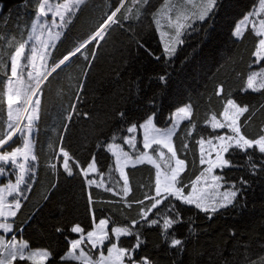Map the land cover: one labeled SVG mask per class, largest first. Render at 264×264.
Returning <instances> with one entry per match:
<instances>
[{"label":"trees","instance_id":"1","mask_svg":"<svg viewBox=\"0 0 264 264\" xmlns=\"http://www.w3.org/2000/svg\"><path fill=\"white\" fill-rule=\"evenodd\" d=\"M175 1L177 4L181 2L169 0V4L176 3ZM258 3L259 0H223L224 6L215 17L214 25L206 23L203 31H200V25L197 24V31L190 30L182 37L184 43L178 47L170 63H166L164 59L157 61L147 55L144 48L137 46L139 41L156 55L165 56L159 30L153 21V15L162 9L164 0H150L145 8L133 4L132 0H125V7L132 9L130 15L135 16L138 8L141 15L139 19L125 21L123 10L117 14L121 24L129 26V32L120 36L122 50L119 52L115 48L114 54L108 53L93 63L90 54L96 51L97 45H89L87 51L90 62L78 55L53 73L42 85L40 118L36 123L35 174L27 199L23 201L22 208L13 219V229L24 227L30 244L34 247L47 245L54 253L56 261H59V256L63 255L69 246L65 237L78 238V234L70 232L72 225H68L80 217L79 209L83 206L79 202V196L82 193L75 188H66L72 183L70 180L56 184L57 166L66 177H73L64 173L62 160L56 155L57 145L64 143L68 127L72 130L74 142L81 145L80 151H89L88 162H91L93 154L96 155L99 171L94 176L101 179L106 188L113 186L111 176L119 177L118 171L109 172L108 166H114L115 156L108 150L107 145L115 143L129 154H135V149L124 144L119 138L113 141L111 136L113 133H117L118 137L135 135L136 147L145 151L142 129L138 127L134 134L117 130L126 129L131 123L139 125L143 122L145 113L153 110L157 112L156 124L166 127L171 124L176 107L188 101L193 105L196 129L192 131L191 136H187L190 124L185 120L174 136L178 156L186 158L187 170L183 174L185 182L194 180L204 169V165L199 164L200 146L196 141L202 135L207 137L212 132L206 120L214 113L220 118L219 113L223 111L227 98L259 109L242 130L249 137L261 134L260 129L264 127V108L260 106L264 105V92L241 93V89L246 86L247 76L257 67L253 63L255 57L252 55L257 37L250 30L245 31L240 38L232 35L234 24ZM0 4V100H6L3 95L7 91L4 64L8 62V55L18 43L28 42L38 4L37 0H0ZM115 7V0H84L70 25L55 42V47L51 48L48 67L51 69L54 62H58L78 44L87 40ZM147 17L151 19L147 20L148 25L141 26L139 23ZM165 72L168 73V82L163 85L157 77ZM87 75L89 82L85 94L86 111L75 112L68 121L65 117L70 114V105H77V94L80 95L81 85L83 86ZM221 85L223 92L217 96L218 86ZM153 96L156 103L154 106H148L146 101ZM0 109H5L0 111V129H4L7 119L6 104H0ZM121 111L127 114V121H122L118 116ZM84 113H87V116H84ZM247 115L246 113L245 116ZM243 120L244 117L241 122ZM60 136L64 137L63 141L59 140ZM184 143L189 145L187 150L182 147ZM151 153L154 154V151ZM226 159H230L235 166L223 169L225 180L239 181L243 177L249 182L244 189L243 198H237L239 204L234 208L221 210L208 219L194 207L181 206L176 202L185 221L174 227L177 238L186 241L183 253L177 255L175 250L167 247L161 239L159 227H147L141 221L137 227L145 243L138 250V256H149L156 264H248L246 258H264V171L252 175L249 162L243 153L230 157L226 155ZM253 161L261 163L259 153L253 155ZM53 164L56 165L55 169L51 167ZM218 172L220 174V171ZM127 173L131 188L127 197L114 195L103 187H90L96 201L92 205L96 214L95 221L110 217V236L113 235L112 227L128 225L131 220L140 219L139 206L133 203L129 208L127 205L144 198L148 186L154 183L156 168L144 163L128 167ZM63 184L67 186L64 187ZM122 184L121 180L120 186ZM53 185H56V188ZM113 187L114 192H120L119 186ZM148 203L145 201L146 205ZM163 207V204L159 206L160 209ZM189 220L192 221L191 226ZM57 227H62L64 231L56 232ZM189 227L193 231H190ZM87 231L85 228V232ZM17 236L21 237V232H18ZM113 239L115 240L114 236ZM134 241V236L121 237L120 246H131ZM106 248L107 243L103 249L105 254ZM97 255L98 253L94 252V257ZM62 264L79 262L68 261Z\"/></svg>","mask_w":264,"mask_h":264},{"label":"snow or ice","instance_id":"2","mask_svg":"<svg viewBox=\"0 0 264 264\" xmlns=\"http://www.w3.org/2000/svg\"><path fill=\"white\" fill-rule=\"evenodd\" d=\"M133 4H139L141 8H145L150 0H132ZM84 0H37L38 10L35 13V20L32 22V30L36 31L39 26L41 29L48 26V37L51 46L55 47V41L62 36V31L53 32L51 29L60 28L66 29L72 22V19ZM191 5V9L187 8ZM223 0H201L199 4L193 0H181L178 4H169V0H164V5L161 10L153 15V21L160 30L161 18L166 19L169 31L161 32V35L169 36L170 40L164 44V57L156 55L150 49L145 47L142 43L137 41V46L144 48L147 55L154 57L157 61L164 59L166 63H170L171 59L176 55V45L183 44L184 40L181 37L186 36L189 31H197L196 25H200V31L206 23L214 25L215 17L219 14V10L223 7ZM125 12L123 20L139 19L141 15L140 8L137 9L136 15H130L131 8L125 7V0H119L118 6L115 10L107 15L99 28L85 41L78 44L73 50L63 56L58 62H54L51 69L48 70L47 64L37 65L35 60L37 58V49L33 46L31 49L26 48L27 42H20L14 48V51L8 55V62L4 64L6 71L4 72L6 78L7 91L3 93L6 100H0V104H6V128L0 129V178H5L3 187H0V264H62V262L78 261L79 264H156V262L149 256H138L137 252L145 243L142 238V233L138 230V225L143 224L147 227H159L161 229V239L167 247L175 250L177 255L183 253L186 241L182 238H177L174 232V227L178 224L184 223V217L181 214V206L194 207L199 212L204 213L208 219L213 215L234 208L239 204L240 197L243 198L244 189L249 182L241 177L239 181L225 180L223 169L226 167H233L230 159H226L237 153L246 155V159L251 167V174L256 175L259 171H264V127L260 129L257 136L249 137L242 130L256 115L259 109L247 103H238L236 99L227 98L224 103L223 111L217 114H212L206 124L210 125L212 132L207 136H201L196 143L200 146L199 164L201 166L207 165L194 180L185 182L184 173L187 170L186 158L182 159L178 156L177 151L173 145V136L176 134V129L183 120L189 121L190 128L186 132L187 136L192 135V131L196 129V122L193 119V105L191 101L184 103L174 109L173 117L170 127L160 128L154 123L157 115L155 110L150 113H145V118L139 125L131 123L126 129L127 133L134 134L139 129L143 130L142 144L144 149H153V145L162 146L166 148L171 154L170 159L166 161L165 171L161 172V165L157 164L153 156L146 151H141L136 147V136L118 137L117 133H113L111 139L113 141L118 138L131 148L135 149V154L130 155L124 151L118 144H108L107 148L112 151L115 156V164L109 165V172L118 171L119 177L111 176L113 186H119L120 192H114V187L109 186L106 191L113 192L114 195H121L127 197L131 192L129 185V175L125 168L131 164L135 167L137 164H153L156 167L154 183L148 186V191L145 192L144 198L138 201L128 203L131 208L135 203L139 206L140 219L131 220L130 224L124 226H116L111 228L112 236L109 235L107 226L111 218L100 219L95 228L91 231L85 232V228L80 223H74L70 232L78 234V238L69 239L65 237L68 242L66 252L59 256V261L54 258V253L48 248H31L29 242L25 241L21 236L17 240V233L22 232L23 229H13V222H9V218H15L17 213L22 208V203L27 199L26 193L31 190V179L34 175L35 165L37 160L35 154L36 145V122L40 118L41 100L39 94L43 91L42 85L48 78L66 66L72 58L80 55L86 61L90 62L88 47L89 45H98L105 37V33L114 24H121V20L117 14ZM175 12V18L169 13ZM49 14L50 18H49ZM264 0H259V10L252 9L245 14L239 22L234 24L232 35L240 38L245 31L250 30L252 34L257 37V43L252 55L255 57L254 64H261L264 62ZM57 18L59 23H57ZM38 38V37H37ZM29 40L33 36L28 37ZM44 51L39 53V59L45 60L47 57L48 42L42 45ZM91 58H95V51L90 54ZM2 59V55H0ZM32 68V71L27 72V81L24 80L25 69ZM40 69H43L41 71ZM258 77L260 79H258ZM15 78V79H13ZM158 81L166 85L168 82V73L165 72L157 77ZM83 86L81 85V88ZM262 93L264 92V64H262L259 71H252L246 78V86L241 89V93L247 92ZM223 92V86H218L216 92L220 96ZM33 97H37L33 99ZM80 99L79 93L77 100ZM148 106H154L156 103L155 96L146 101ZM264 108V105L260 106ZM76 105H70V114L65 117L70 121L75 114ZM5 109H0L4 111ZM28 112L27 122L23 127L20 126L21 113ZM248 114L245 116V114ZM87 116V113L83 114ZM122 121H127L128 116L124 111L118 113ZM244 117L243 122L241 118ZM67 125H65L66 127ZM226 129L227 131L221 133L218 130ZM64 137L60 136L59 140L63 141ZM211 146L212 151L207 153L205 158L204 145ZM99 146V145H98ZM51 147V145H50ZM183 149L187 150L189 145L184 143ZM58 151L56 155L62 160V167L64 173L68 176L80 175L82 182L89 187L96 185L101 187L102 184L90 178V174L97 173L98 160L96 155L91 156V162H87L82 166L70 152L61 145H57ZM115 149V151H113ZM159 149H153L154 152ZM215 153L213 158L212 153ZM259 153L261 163L257 164L253 161V155ZM160 156L164 153L161 151ZM18 157L22 158V162H18ZM70 161L72 163L70 164ZM174 161V163H173ZM56 168V165H51ZM18 169L15 182L12 183L6 178L14 170ZM78 169V171H76ZM220 169V174H213L214 170ZM206 174L210 176L211 182H207ZM205 180L203 185L201 180ZM123 181L120 186V181ZM24 187H21V186ZM239 185V186H237ZM55 187V185H53ZM185 189H188L186 192ZM221 189H224L221 191ZM8 196H12V201L8 200ZM145 201L149 203L146 205ZM166 202V203H165ZM96 201L93 199L91 192L87 193V204L89 206V214L95 223V210L91 207ZM164 205L160 209V205ZM155 210V211H154ZM151 214V215H150ZM156 217V218H152ZM162 218V222H161ZM191 226L192 221H188ZM190 231H193L189 227ZM56 232L62 233L64 229L57 227ZM11 233L9 237L8 234ZM235 235V233H233ZM115 237V240L113 239ZM134 236L135 241L131 246H120V238ZM107 241V256L104 255L103 249ZM90 245V247H89ZM94 252L98 255L94 258ZM248 264H264V258L260 260H252L246 258Z\"/></svg>","mask_w":264,"mask_h":264},{"label":"rangeland","instance_id":"3","mask_svg":"<svg viewBox=\"0 0 264 264\" xmlns=\"http://www.w3.org/2000/svg\"><path fill=\"white\" fill-rule=\"evenodd\" d=\"M180 1V0H178ZM118 2L119 0H115V5L118 6ZM176 2V1H175ZM194 3L196 4H199L201 2V0H193ZM173 4H177L176 3H173ZM187 8L191 9V5H187L186 6ZM0 9H1V6H0ZM256 10H259V3L257 4V6L254 8ZM50 15L49 14V18H50ZM169 15H171L173 17V19L175 18V12H172V13H169ZM264 15V14H262ZM161 18V29L159 30V37L163 43V46L165 43H168L170 38L169 36L167 35H164L162 36L161 35V32H167L169 31L168 27H167V22H166V19H164L163 17H160ZM150 18H144L139 24H141V26H145V25H148L147 23V20H149ZM151 20V19H150ZM149 20V21H150ZM57 23H59V20L57 18ZM151 23V22H150ZM152 24V23H151ZM49 27H51V25L49 24L48 26L44 27L43 29H41L39 26L37 27L36 31L33 32L32 30V33H31V36H33V39L29 40L28 39V42L26 44V48L27 49H31L33 46L37 49V58L35 60V64L37 65V68H39V65L41 64H47L48 66V56H49V53H50V50L52 48L51 46V42L49 41V37H48V31H49ZM129 26L128 24H125L122 26H120L119 24H114L112 25V27L110 29L107 30V32L105 33V37L102 41L99 42V44L97 45V48H96V51H95V58L92 60L93 63H95L98 59H102L104 57V55L110 53V54H114V49L116 48V51H121L122 50V47H121V44L122 42H119L120 39L122 37L120 36H123V33H128L129 32ZM53 32H56V31H62L63 33V30H61L60 28H52L51 29ZM38 37V38H37ZM182 39V37H181ZM105 41V42H104ZM44 42H48L49 43V47L47 49V57L45 60H40L39 59V53L44 51L42 45ZM56 42V41H55ZM119 42V43H118ZM118 43V44H117ZM181 44L179 45H176V48L178 50V47H180ZM257 67L254 68L252 71H259L260 68H261V64H256ZM91 67V66H90ZM41 71H43V69H40ZM48 70H50V68L48 67ZM90 70V68H89ZM28 71H32V68H27L25 69V72H24V80L27 81V72ZM251 71V72H252ZM15 79V78H13ZM258 79H260L258 77ZM88 82H89V77L87 75L84 83H83V87L81 89V92H80V99L78 100L77 102V105H76V109H75V112H79V111H86L85 110V105L87 103V96L85 95L86 94V89L88 87ZM37 97H33V99H36ZM39 98H40V94H39ZM27 115H28V112H23L21 113V122H20V126L23 127L24 124L27 122ZM173 119H175V117H173ZM219 119V118H218ZM185 120L181 121L180 124H179V127L180 125L182 124V122H184ZM79 122V121H78ZM37 123V122H36ZM154 123L156 124V120L154 119ZM76 124V123H75ZM157 127H159L157 124H156ZM171 124H168L166 127H170ZM210 126V125H209ZM72 127V126H71ZM78 127L75 126V129ZM179 127L176 129V132L177 130L179 129ZM160 128H165V127H160ZM72 131V130H71ZM70 131V127H68L67 129V133H66V136H65V139H64V143L62 144V146H64L69 152L71 155L74 156V158L82 165H86V163L88 162L89 160V151L86 153H82L80 151V147L81 145L77 144L74 142L73 140V136H72V133ZM219 132L223 133L225 131H227L226 129H221V130H218ZM142 134H143V130H142ZM175 136V135H174ZM174 136H173V145H174V148H175V144H174ZM112 144V143H110ZM115 144V143H114ZM153 149H159L158 151L151 153L153 151ZM153 149H146L145 151L148 152L150 155L153 156V159L156 161L157 164H160L161 165V168H160V171L161 172H164L165 171V164H166V161H168L170 159V156L171 154L168 153L167 149L166 148H163L162 146H157V145H153ZM204 149H205V158L207 159V153L211 152L212 149H211V146L205 144L204 145ZM90 150V149H89ZM176 150V148H175ZM113 151H115V149H113ZM163 152L164 153V156L161 157L160 156V152ZM112 152V151H111ZM131 155V154H130ZM213 155V158L215 156V153L213 152L212 153ZM226 158V157H225ZM60 159V158H59ZM18 162H22V158H19L18 157ZM34 163V165H36V161L32 162ZM147 163V162H145ZM174 163V161H173ZM138 165V164H137ZM153 165V164H151ZM129 166H132L131 164H129L126 168H125V171L127 172V168ZM155 167V165H153ZM205 168L207 167V165H204ZM57 183L58 182L60 184H62V182L64 180H70L72 183H70V186L69 187H66L67 184H63L62 186L66 187V188H75L79 191V193H82L80 194L79 196V202L80 204L83 206L81 207L79 210L81 211V214H80V217L77 218L76 220L72 221V223H69L68 226H71L73 225L74 223H80L82 227H85L87 228L88 231H91L95 228V224H98L99 222H96L93 223V220L89 214V206L87 204V193L90 192V187L86 184V183H83L82 182V177L80 175H74L73 177L71 178H68L66 177L62 172L61 170L59 169V166H57ZM156 168V167H155ZM225 169V168H224ZM157 170V169H156ZM78 171V169L76 170ZM220 169H216L214 170V173L213 174H219ZM16 174H18V169H15L14 170V173H10L9 176L6 178L8 181L14 183L15 182V179H16ZM34 174H35V170H34ZM96 173H93V174H90V178L91 179H94L96 180L98 183H101L103 188H106V185H104L103 181L101 179H97L94 175ZM33 178H34V175L31 179V185H32V182H33ZM206 180L207 182H211L210 180V176H208L206 174ZM4 182H5V178H0V187H3L4 185ZM76 185H75V184ZM205 183V180H201L200 184L203 185ZM56 186V185H55ZM96 186V185H95ZM21 187H24L23 185ZM56 188V187H55ZM224 189H221V191H223ZM28 193V192H27ZM26 193V195H27ZM13 197L12 196H8V200L9 201H12ZM92 207V206H91ZM13 219L14 218H9V222H13ZM79 219V220H78ZM0 220H2V218H0ZM107 230L109 232V224L107 226ZM22 235H24L25 237V241L29 242V240H27L26 238V235H25V229L23 228V232H22ZM110 235V233H109ZM8 236L10 237L11 236V233L8 234ZM20 237L17 236V240L19 241ZM107 243V241L105 242V244ZM30 244V242H29ZM31 248H36V249H39V248H48L47 245H40V246H37V247H34L32 244H30ZM90 247V245H89ZM49 249V248H48ZM50 250V249H49ZM105 256H107V254L104 253ZM95 258V257H94ZM125 264H127V262H125Z\"/></svg>","mask_w":264,"mask_h":264},{"label":"crops","instance_id":"4","mask_svg":"<svg viewBox=\"0 0 264 264\" xmlns=\"http://www.w3.org/2000/svg\"><path fill=\"white\" fill-rule=\"evenodd\" d=\"M24 236V235H23Z\"/></svg>","mask_w":264,"mask_h":264}]
</instances>
